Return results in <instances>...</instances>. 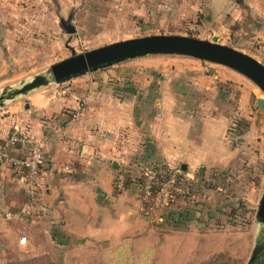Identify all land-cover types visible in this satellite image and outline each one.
Returning <instances> with one entry per match:
<instances>
[{
  "label": "rangeland",
  "instance_id": "rangeland-1",
  "mask_svg": "<svg viewBox=\"0 0 264 264\" xmlns=\"http://www.w3.org/2000/svg\"><path fill=\"white\" fill-rule=\"evenodd\" d=\"M214 1L60 0L67 3L63 13L51 1L45 11L22 3L28 11L47 17L41 22L51 26L11 32L15 41L8 42L0 88L27 79L72 52L155 33L207 39L216 35L218 42L264 64V17L233 19L224 9L215 14L210 5ZM112 64L116 65L98 70L105 102L111 105L115 98L117 106L136 104L138 108L137 125L118 128V136L143 139L151 120L172 122L178 117V122L194 125L183 127L180 136H189L187 131L193 130L202 148L207 143L216 146L217 160L202 158L183 170L179 163H163L179 167L181 173L174 176L166 203L146 211L137 200L136 180L141 179L143 166L157 163L137 159L139 155L122 159L116 172L127 171L130 181L116 195L136 198L137 206L128 216L143 222L135 231L121 224L124 236L116 241L82 240L83 244L53 234L24 247H10L2 240L0 264H250L254 244L264 240L257 218L264 186V110L255 103L256 97L264 98L263 91L231 66L186 54L148 53ZM65 80L41 86L61 89ZM169 209L180 216L173 221L167 215ZM115 242L116 254H103V248ZM254 257L264 261V249L258 248Z\"/></svg>",
  "mask_w": 264,
  "mask_h": 264
},
{
  "label": "crops",
  "instance_id": "crops-1",
  "mask_svg": "<svg viewBox=\"0 0 264 264\" xmlns=\"http://www.w3.org/2000/svg\"><path fill=\"white\" fill-rule=\"evenodd\" d=\"M49 1L58 13L65 11L66 2ZM22 3L33 5L31 0H0V68H6L8 42L15 41L11 39V32L51 26L50 22H41L47 17L28 11ZM210 5L216 9L215 14L224 9L233 19L264 17V0H225L223 3L216 0ZM33 6L34 10L38 9ZM99 69L101 67L66 79L61 89L40 86L0 106V137L16 122L26 133L44 138V159L39 173V202L43 214L31 223L5 220L0 215V243L4 240L10 247H24L50 234L79 244H83L82 240L116 241L124 236V228L135 231L143 222L141 218L131 220L128 216L130 209L137 206L136 198L125 200L126 194L119 196L113 190L112 180L122 159L139 155L137 159L143 161L154 160L165 165L179 163L183 169L197 165L202 158L217 160L216 146L211 148L205 143L202 148L201 141L193 137V130L187 131L189 136H180L185 131L183 127L194 125L189 121L185 124L181 119L178 122V117L172 122L151 120V129L143 139L118 136V128L137 125L138 108L136 104L117 106L115 98L111 105L106 103ZM80 100L83 103L78 108ZM75 110L77 115L72 118ZM24 149L26 145L17 144L12 153L21 154ZM112 161L117 165L113 166ZM24 199L23 183L9 164L0 161V213ZM19 233L26 235L25 245L17 243ZM103 249V254L111 251L116 254V242L113 247Z\"/></svg>",
  "mask_w": 264,
  "mask_h": 264
},
{
  "label": "water",
  "instance_id": "water-1",
  "mask_svg": "<svg viewBox=\"0 0 264 264\" xmlns=\"http://www.w3.org/2000/svg\"><path fill=\"white\" fill-rule=\"evenodd\" d=\"M148 53L186 54L231 66L251 78L264 93V64L240 49L218 42L216 35L207 39L177 33H155L118 39L80 52H72L27 79H22L14 85L2 86L0 106L6 100L26 94L49 82H60L125 58ZM255 103L258 108L264 110L263 97H256ZM112 165L116 166L117 163L112 161ZM257 218L264 229V186ZM258 243L259 241L254 244L247 263L252 261L258 248L264 249V240L263 244ZM262 263L263 260L257 262Z\"/></svg>",
  "mask_w": 264,
  "mask_h": 264
},
{
  "label": "built area",
  "instance_id": "built-area-1",
  "mask_svg": "<svg viewBox=\"0 0 264 264\" xmlns=\"http://www.w3.org/2000/svg\"><path fill=\"white\" fill-rule=\"evenodd\" d=\"M31 2L44 11L49 7V0H31ZM82 103L81 100L78 102V108L82 106ZM76 115L77 110L72 112L71 117L74 118ZM17 144L26 145V149L21 154L12 153V149ZM43 144V137L26 133L16 122L10 125L5 136L0 137V161H4L11 166L23 183L25 191V199L19 205L2 210L0 215L3 219L31 223L41 218L43 208L39 202V173L44 159ZM154 166H143L142 177L138 182L137 200L140 208L146 211L166 203L165 196H169V190L175 180L174 176L181 173L179 167L168 168L167 166V172L161 174ZM126 175L127 171L123 169L115 173L112 185L116 194L125 188ZM17 243L20 245L27 243V237L24 233L17 235Z\"/></svg>",
  "mask_w": 264,
  "mask_h": 264
},
{
  "label": "trees",
  "instance_id": "trees-1",
  "mask_svg": "<svg viewBox=\"0 0 264 264\" xmlns=\"http://www.w3.org/2000/svg\"><path fill=\"white\" fill-rule=\"evenodd\" d=\"M154 167H155V169H156L159 173H161V174H164L165 172H167V167L164 166L163 164H156ZM180 168H181V167H180ZM181 169L183 170V168H181ZM129 181H130V180H128V179L125 180V187L128 185ZM139 181H140L139 179L136 180L137 183H138ZM167 215L170 216V217H172V219H173V221H174V220H176V219L180 216V213L177 212V211H175V210H170V209H169L168 212H167ZM258 259H259V258H256L253 264H257Z\"/></svg>",
  "mask_w": 264,
  "mask_h": 264
},
{
  "label": "flooded vegetation",
  "instance_id": "flooded-vegetation-1",
  "mask_svg": "<svg viewBox=\"0 0 264 264\" xmlns=\"http://www.w3.org/2000/svg\"><path fill=\"white\" fill-rule=\"evenodd\" d=\"M256 256H257V255H256ZM256 258H257V257H254L253 261H251L250 264H253Z\"/></svg>",
  "mask_w": 264,
  "mask_h": 264
}]
</instances>
